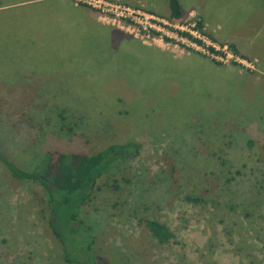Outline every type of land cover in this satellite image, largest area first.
Masks as SVG:
<instances>
[{"label":"rangeland","instance_id":"374dc122","mask_svg":"<svg viewBox=\"0 0 264 264\" xmlns=\"http://www.w3.org/2000/svg\"><path fill=\"white\" fill-rule=\"evenodd\" d=\"M263 1L182 0L179 18L152 12L167 22L153 41L68 0H0V40L7 27L19 42L0 54L25 58L0 61V75L32 69L51 84L0 86L4 155L60 178L65 155L141 145L82 208L98 264H264ZM192 25L223 60L182 39ZM145 218L172 238L158 242ZM0 264H66L44 191L1 163Z\"/></svg>","mask_w":264,"mask_h":264},{"label":"trees","instance_id":"16d2710c","mask_svg":"<svg viewBox=\"0 0 264 264\" xmlns=\"http://www.w3.org/2000/svg\"><path fill=\"white\" fill-rule=\"evenodd\" d=\"M169 7L171 17L181 16L178 0H169ZM233 51L237 54L236 48L233 47ZM140 148L141 145L133 141L110 144L93 153L78 155L75 164L71 163L69 155H65L60 178L40 167L30 170L19 167L1 148L0 163L12 178L34 182L44 191L50 229L60 244L65 263L98 264L93 250L92 227L82 218V208L91 199L99 179L120 163L135 158ZM140 221L158 242L165 243L172 238L166 224L149 218Z\"/></svg>","mask_w":264,"mask_h":264},{"label":"built area","instance_id":"2783aa9c","mask_svg":"<svg viewBox=\"0 0 264 264\" xmlns=\"http://www.w3.org/2000/svg\"><path fill=\"white\" fill-rule=\"evenodd\" d=\"M74 5H84L93 11H95L101 20H107L114 25V22H117L116 26L121 28L129 29L133 31L135 37L141 39H151L155 41L157 35L164 31L166 21L160 19L159 16L155 15L152 12L146 11L144 8L139 6H133L122 2L120 0H71ZM192 30L188 29L182 38L184 39L192 48L202 49V51L209 53V50L215 58L223 60L221 55H218V48L214 44H210L213 47V50L209 48V42L202 35V28L191 26ZM184 29V28H180ZM178 33V32H177ZM175 32V35H177ZM186 35V36H185ZM161 37V35H160ZM204 41L206 44H203ZM208 43V44H207ZM212 53L210 55H212ZM242 59V58H241ZM245 60V59H243Z\"/></svg>","mask_w":264,"mask_h":264},{"label":"crops","instance_id":"0c3cea01","mask_svg":"<svg viewBox=\"0 0 264 264\" xmlns=\"http://www.w3.org/2000/svg\"><path fill=\"white\" fill-rule=\"evenodd\" d=\"M68 1H69V4H70V9L79 10L81 8L79 5H74L71 2V0H68ZM122 1L127 3V4H132V5H144L146 7V9H148L149 11L155 12V13H158V14H160L162 12H166V11L169 12L170 11L169 0H160V1L159 0H155L154 3H149L148 1H144V0H122ZM178 1H179L180 7H182V0H178ZM262 4L263 5H261L259 9H254L253 12H256V13H254L253 16L258 13L263 19L264 18V1L262 2ZM197 6L200 7V9H198V8L196 9L197 11L200 10L201 12H204L200 5H197ZM5 7L6 6H3L2 4H0V10H3ZM191 10L194 11V9H191ZM247 11H249V10H247ZM90 13L94 14L96 16L97 20L99 21L98 16L96 15V13L94 11H92ZM170 13H171V11H170ZM80 19H81V17H80ZM105 25H108V24H105ZM7 32H8V28L7 27H2L1 34H3L4 36L1 38L2 40H0V42H3L4 40H7V42L9 44H18L19 43L18 41L12 40V39L9 40V39H7L5 37V36H9V35H6ZM27 42H28V40L26 39V41H24L22 43H27ZM237 51H238V49H237ZM24 59L25 58H20L17 55H15V56H13V55L12 56H1V54H0V61L1 62H5V61H23ZM13 71H5L4 70V75L3 76L0 75V77H1L0 86H5V87H9V88L10 87H15L16 88V89H6L5 91H15V92H17V91L25 90V89H19L18 90L17 89L18 87H27L26 90H28L30 92H50L51 91V89H49V87H51V84H49L47 82V80L44 79V77H47L48 75H38L40 77H35V74H33L34 70H32V69L25 70L27 73H25V72H16L14 74H11ZM58 85L59 84L56 85V83H54L55 87H58ZM40 87H41V89H40ZM57 91H59V90H57Z\"/></svg>","mask_w":264,"mask_h":264}]
</instances>
